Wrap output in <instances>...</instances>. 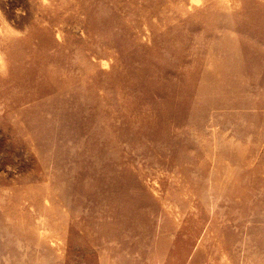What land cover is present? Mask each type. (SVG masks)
Listing matches in <instances>:
<instances>
[{
    "label": "rangeland",
    "instance_id": "1",
    "mask_svg": "<svg viewBox=\"0 0 264 264\" xmlns=\"http://www.w3.org/2000/svg\"><path fill=\"white\" fill-rule=\"evenodd\" d=\"M0 264H264V0H0Z\"/></svg>",
    "mask_w": 264,
    "mask_h": 264
},
{
    "label": "bare ground",
    "instance_id": "2",
    "mask_svg": "<svg viewBox=\"0 0 264 264\" xmlns=\"http://www.w3.org/2000/svg\"><path fill=\"white\" fill-rule=\"evenodd\" d=\"M211 72V71H210ZM178 231V230H177Z\"/></svg>",
    "mask_w": 264,
    "mask_h": 264
}]
</instances>
